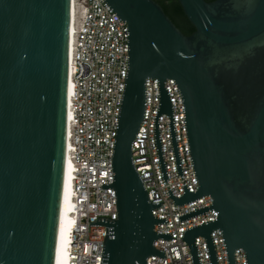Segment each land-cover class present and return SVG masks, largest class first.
I'll return each instance as SVG.
<instances>
[{"label": "water", "instance_id": "water-1", "mask_svg": "<svg viewBox=\"0 0 264 264\" xmlns=\"http://www.w3.org/2000/svg\"><path fill=\"white\" fill-rule=\"evenodd\" d=\"M127 26V63L111 154L116 220L105 227L99 264H145L164 259L153 248L148 201L131 162V144L144 111V80L156 79L153 131L166 183L157 119L168 128L176 172H182L170 100L181 97L187 145L198 190L182 185L177 207L209 196L217 218L188 229L182 241L199 264L193 241L205 240L217 264L210 233L221 232L227 264L242 250L245 264H264V0H177L193 32L185 36L153 0H103ZM71 0H0V264H54L65 168L66 105Z\"/></svg>", "mask_w": 264, "mask_h": 264}, {"label": "built area", "instance_id": "built-area-1", "mask_svg": "<svg viewBox=\"0 0 264 264\" xmlns=\"http://www.w3.org/2000/svg\"><path fill=\"white\" fill-rule=\"evenodd\" d=\"M71 39L68 53L70 92L66 105L65 160L69 162L71 212L63 242L65 264H99L105 227L88 226L97 218L116 220L114 192L101 189L112 183L111 154L127 63V26L120 22L103 0H71ZM170 100L173 128L182 176L178 177L168 128L169 117L161 114L157 130L166 183L162 180L154 140L153 124L158 109L156 79L144 80L145 103L142 120L131 144V162L139 176L149 203H161L151 215L165 219L153 227L155 234H168L170 240L156 239L153 248L164 259L149 256L145 264H192L183 233L207 222L217 214L209 210L196 217L178 221V216L209 207L212 199H200L175 206L183 195L182 185L195 193L198 185L190 160L182 102L173 80L163 82ZM217 264H227L225 248L218 229L210 233ZM198 263L209 264L205 240L193 241ZM234 264H245L244 253L233 251Z\"/></svg>", "mask_w": 264, "mask_h": 264}, {"label": "bare ground", "instance_id": "bare-ground-1", "mask_svg": "<svg viewBox=\"0 0 264 264\" xmlns=\"http://www.w3.org/2000/svg\"><path fill=\"white\" fill-rule=\"evenodd\" d=\"M72 20V11L71 19ZM70 39H71V26H70ZM69 39V42H70ZM70 92V84L67 86V96ZM71 183L69 182V162L65 160L64 177H63V188H62V200L60 204V214L57 231L56 241V252L54 264H65V254L63 252V242L66 238V222L68 220V213L71 212Z\"/></svg>", "mask_w": 264, "mask_h": 264}, {"label": "trees", "instance_id": "trees-1", "mask_svg": "<svg viewBox=\"0 0 264 264\" xmlns=\"http://www.w3.org/2000/svg\"><path fill=\"white\" fill-rule=\"evenodd\" d=\"M160 6L164 15L180 31L181 34L189 36L193 32V27L185 18L177 0H153ZM212 2L214 0H204Z\"/></svg>", "mask_w": 264, "mask_h": 264}]
</instances>
